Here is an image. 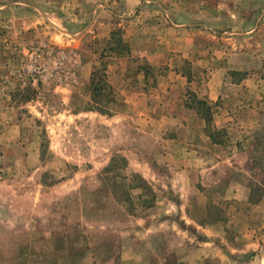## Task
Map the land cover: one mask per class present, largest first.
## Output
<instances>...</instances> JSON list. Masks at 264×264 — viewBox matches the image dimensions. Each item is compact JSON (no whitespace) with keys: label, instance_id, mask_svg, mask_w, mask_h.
I'll return each instance as SVG.
<instances>
[{"label":"rangeland","instance_id":"1","mask_svg":"<svg viewBox=\"0 0 264 264\" xmlns=\"http://www.w3.org/2000/svg\"><path fill=\"white\" fill-rule=\"evenodd\" d=\"M85 2H30L56 25L30 26L17 7L15 23L0 21L14 106V137L0 139V264H264V93L229 85L264 64L263 33L237 44L238 69L222 92L217 71L192 73L186 55H171L188 83L177 99L191 115L165 122L156 109L149 122L148 103L124 88L141 71V84L154 85L167 63L127 58L120 30L77 40L91 17ZM29 48L74 54L69 84L33 78ZM206 243L229 258L200 261Z\"/></svg>","mask_w":264,"mask_h":264},{"label":"crops","instance_id":"2","mask_svg":"<svg viewBox=\"0 0 264 264\" xmlns=\"http://www.w3.org/2000/svg\"><path fill=\"white\" fill-rule=\"evenodd\" d=\"M29 1L32 2V0H0V19H3L0 21H5L7 18V22L15 23L16 18L11 19V15H14L17 7L30 16V19L25 18L26 22H30V26L35 27L46 21L51 24L54 22L53 25L57 24L54 21L56 19L54 14L45 12L44 6H33ZM83 8H86V12H89L91 17L86 24L87 31L77 30V40L92 29L95 38L94 28L98 30V27L102 31L108 29V33L104 36L105 41L109 39L111 32L120 30L119 35L128 47L125 55L127 58L145 59L154 67L167 63L166 75L156 77L154 85L150 86L148 79L141 84V79L146 75L141 71L136 72L134 79H127L126 85H128L124 88L125 91L129 90L126 94L132 89L137 94L135 95L137 101L148 103L147 113L151 114L146 117L149 122L154 120L156 109H160L157 118L160 116L165 122L171 120L176 122V119L177 122H182L183 114L191 115L187 111L185 114L184 106L180 105V99H177L186 90L188 83L180 73L170 69L168 61L170 62L171 55H186V58L192 62V69H195L192 73L199 71L200 67L202 69L200 72L207 69L206 72L210 75L218 73V90L222 92L227 84L225 76L228 70L238 69L232 64L235 57L242 54L240 51L242 48L237 44L244 41L247 44H254L259 40V33H263L264 41V0H87L85 4L83 3ZM76 18L79 19H74L75 25L72 26L78 28L82 25L80 24L82 21L78 15ZM3 37L2 35L0 40H3ZM244 53H247L248 58L253 57L250 50ZM5 55L0 47V110H6V112L0 111V124L1 126L7 124L0 127V139L14 137L13 125L9 126L14 122L12 121L14 106L7 102L9 96L7 85L11 80L7 65L10 63ZM121 55H112V59L121 60L124 58ZM229 58L231 62H228ZM210 61L214 66L208 67ZM120 70L121 68H116L114 76L119 74ZM229 85L236 88L246 85L249 93L259 96V93H264V64L258 68H247L246 79L240 83L230 81ZM143 88L147 91H143ZM165 107L172 110L165 111ZM177 107L180 108L178 111H182L181 114L177 113ZM10 114L11 117L8 116ZM206 231H209L208 227ZM229 256L230 253L228 251L226 253V250L220 249L218 252V245L214 243L203 245L198 255L200 261L212 257L224 261ZM196 262L199 263L197 260Z\"/></svg>","mask_w":264,"mask_h":264},{"label":"built area","instance_id":"3","mask_svg":"<svg viewBox=\"0 0 264 264\" xmlns=\"http://www.w3.org/2000/svg\"><path fill=\"white\" fill-rule=\"evenodd\" d=\"M26 56L29 59L27 71L35 79L67 85L78 69L77 58L72 53L54 54L51 50L29 48Z\"/></svg>","mask_w":264,"mask_h":264}]
</instances>
